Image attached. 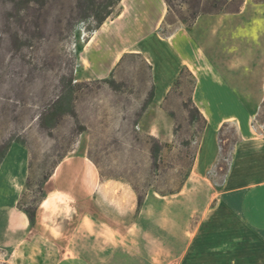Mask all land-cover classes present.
<instances>
[{
    "label": "rangeland",
    "instance_id": "1",
    "mask_svg": "<svg viewBox=\"0 0 264 264\" xmlns=\"http://www.w3.org/2000/svg\"><path fill=\"white\" fill-rule=\"evenodd\" d=\"M38 1L0 0V205L38 209L67 174L79 175L89 194L98 172L104 184L120 187L103 189L97 201L84 200L78 217L86 212L87 221H111L121 234L129 223L123 221L139 220L119 246L110 241L98 256L80 257L84 264H126L129 258L110 255L131 248L150 252L134 259L137 264H205L213 256L217 264H240L241 235L248 233L238 216L240 194L221 187L238 140L235 127L220 133L219 158L202 173L204 148L199 150L206 123L192 107L189 73L162 101L152 95L151 71L140 56L129 54L109 77L94 78L93 49L102 39L93 16L106 14L113 0ZM167 1L169 24L181 18L191 24L198 13L235 11L241 4ZM93 5L98 13L92 12ZM173 30L165 25L163 32ZM60 97L65 98L58 106L63 118L49 120L42 129L39 115ZM258 121L264 123V108ZM133 185L145 202L131 217L121 204L127 199L124 189ZM171 191L180 193L163 196ZM59 216L67 217L53 210L46 225L33 230L23 244L0 249V264H62L63 235L70 229ZM75 226L74 240L82 236L83 250L96 251L83 236L90 232ZM119 232L107 230L110 235Z\"/></svg>",
    "mask_w": 264,
    "mask_h": 264
},
{
    "label": "crops",
    "instance_id": "2",
    "mask_svg": "<svg viewBox=\"0 0 264 264\" xmlns=\"http://www.w3.org/2000/svg\"><path fill=\"white\" fill-rule=\"evenodd\" d=\"M239 7L238 11L201 14L187 28L181 21L168 23L170 11L166 0H121L109 18V27L106 20L96 32L102 42L93 49L91 74L94 78H107L125 55H141L151 67L157 101L168 95L183 69L193 75L192 99L206 119L199 150L204 148L202 173L219 158L221 130L234 126L238 140L221 187L226 193L240 194L238 216L248 230L241 235L240 264H264V127L258 121L264 104V1L241 0ZM165 25L174 26V30L163 32ZM65 177L55 183L39 205L34 224L16 203L0 205V249H14L23 244L33 230L46 225L51 212L57 209L66 214L67 217L59 219L65 229H70L63 235L62 264H84L80 257H96L101 250H108L107 242H117L119 246L129 237L125 233L133 230L138 217L123 221L129 223L122 234L111 221L101 218L87 221L86 212L78 217L79 205L84 200L97 201L103 189L120 187L118 183L104 184L97 172L96 188L85 194L79 175ZM124 191L127 199L121 204L122 211L134 217L143 206L139 210L133 188ZM73 225L75 230L90 232L83 236L93 243L96 251L83 250L82 236L74 240ZM108 229L119 234L110 235ZM127 246L131 248L130 240ZM191 255H196L195 250ZM110 256L127 257L126 264H137L139 260L134 259L149 257L150 252L131 248ZM214 258L205 264H217ZM225 264L232 263L225 260Z\"/></svg>",
    "mask_w": 264,
    "mask_h": 264
},
{
    "label": "trees",
    "instance_id": "3",
    "mask_svg": "<svg viewBox=\"0 0 264 264\" xmlns=\"http://www.w3.org/2000/svg\"><path fill=\"white\" fill-rule=\"evenodd\" d=\"M34 2H40L38 0H33ZM216 1V0H214ZM256 2H263L264 0H254ZM121 2V0H113L107 7V12H105L106 14L102 15V16H97V15H94L93 17L95 18V23L97 24L96 26V30L100 29L101 26L104 24V22L114 13V10L119 6V3ZM167 4L169 5V2L166 0ZM92 9L95 10L92 12L93 13H98L99 12V8L96 7V5H93L92 6ZM240 10V7L236 10L238 11ZM219 12V11H218ZM206 13H217V12H213L212 10L211 11H204L203 13H198L196 16L193 17V20H192V23L191 24H188L186 22L185 19H182L181 18V22L187 27V28H190L193 23L195 22V20L197 19V17L201 14H206ZM133 55H136V56H140L142 57L141 55H137V54H133ZM127 55H125L120 63L124 60V58L126 57ZM143 58V57H142ZM144 62L148 65V63L145 61V59L143 58ZM119 65V64H118ZM149 66V65H148ZM149 68L151 69V67L149 66ZM184 73H189V75L191 76V79H192V84L193 86L195 85V80H194V77L193 75L187 70V69H183L181 74H180V77L179 79L175 82L174 84V87L176 86H179L181 84V80H182V77L184 75ZM108 83H112L114 81L111 80H107ZM194 89V88H193ZM193 94V93H192ZM153 97H155V87L153 85V93H152ZM64 97H60L54 104L53 106H51L49 109L45 110L44 112H42L40 115H39V125L42 129H45V125L46 123L49 121V120H58V119H61L63 118L64 114L61 112V109L60 107L58 108V106L60 104H63L64 103ZM191 103H192V107L193 109L195 110L196 113H198V115H200V117L204 120V122L206 123V119L204 118V116L200 113V111L198 110V108L195 106L194 102H193V99L191 97ZM263 108H264V104H263ZM263 110V109H262ZM72 115L75 114L74 111H71ZM260 116V115H259ZM263 127H264V123H262ZM226 127V126H225ZM224 130V128L221 130V132ZM238 137V135H237ZM221 139V138H220ZM237 142V141H236ZM236 144V143H235ZM181 183H184V181H182ZM132 188L135 190L136 194H137V197H138V207H139V210L142 208V206L144 205V202H145V196H143L139 190L133 185ZM180 193V191H171L169 192L168 194H165L163 196H167V195H174V194H178ZM29 218L31 224H34L35 222V218H36V211L37 209H21Z\"/></svg>",
    "mask_w": 264,
    "mask_h": 264
},
{
    "label": "built area",
    "instance_id": "4",
    "mask_svg": "<svg viewBox=\"0 0 264 264\" xmlns=\"http://www.w3.org/2000/svg\"><path fill=\"white\" fill-rule=\"evenodd\" d=\"M170 264H172V263H170Z\"/></svg>",
    "mask_w": 264,
    "mask_h": 264
}]
</instances>
